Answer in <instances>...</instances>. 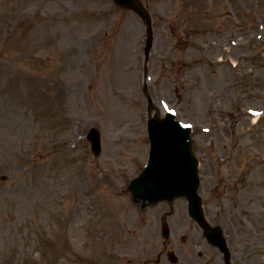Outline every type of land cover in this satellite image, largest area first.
<instances>
[{"label": "rangeland", "instance_id": "rangeland-1", "mask_svg": "<svg viewBox=\"0 0 264 264\" xmlns=\"http://www.w3.org/2000/svg\"><path fill=\"white\" fill-rule=\"evenodd\" d=\"M141 1L147 63L144 21L114 0H0V264L154 263L165 249L203 262L184 198L130 197L149 157L144 88L192 127L232 263L264 264V0Z\"/></svg>", "mask_w": 264, "mask_h": 264}, {"label": "water", "instance_id": "water-1", "mask_svg": "<svg viewBox=\"0 0 264 264\" xmlns=\"http://www.w3.org/2000/svg\"><path fill=\"white\" fill-rule=\"evenodd\" d=\"M121 8L137 13L148 26L149 39L146 56L153 43L152 23L149 12L140 0H114ZM150 113L154 109L150 100ZM149 138L151 141L150 160L145 171L130 186L131 196L136 203L144 206L161 201H173L185 197L189 202L190 216L205 230L206 236L225 256L226 264H231V253L227 247L223 231L220 227L213 228L205 219L202 199L198 194L200 181L198 176V160L193 153L191 128L177 122L172 114L165 119L149 117ZM92 150L96 156L101 154V137L96 129L88 136ZM164 237L169 230L163 229Z\"/></svg>", "mask_w": 264, "mask_h": 264}, {"label": "flooded vegetation", "instance_id": "flooded-vegetation-1", "mask_svg": "<svg viewBox=\"0 0 264 264\" xmlns=\"http://www.w3.org/2000/svg\"><path fill=\"white\" fill-rule=\"evenodd\" d=\"M202 234H203V233H202ZM203 238L205 239L206 243H203V242H202L203 239L201 240V239L198 237V239H199V243H202V244H199V245H200V246L203 245L204 248H205V246H207L208 248H207V249H204L203 255H200V258L203 259V262H201V263H196V264H213V261H214L215 259L212 258V255H211V252H210L209 247H211V248H213L214 250H216L217 253H218V256L216 255V258H218V259L220 258V260L223 261V257H222V255H221V253H219V251L209 243V241L207 240V238L205 237L204 234H203ZM193 240H194V239H193ZM194 243H195V240H194ZM166 245H167V244H166ZM166 245H165V247L167 248ZM171 252H174V251H173V250L168 251V250L165 249V250H164V253H162V254H160L159 256H157V259H156V261H155L154 263H153V260H152L151 258H146V259H144L141 263H137V264H163V262H164L165 260H167L168 262H170V264H173V263L170 261V257H169V254H170ZM188 264H192V263H188ZM223 264H224V262H223Z\"/></svg>", "mask_w": 264, "mask_h": 264}]
</instances>
